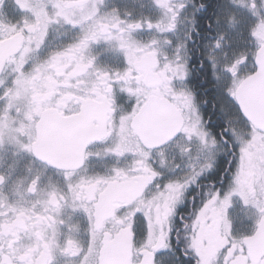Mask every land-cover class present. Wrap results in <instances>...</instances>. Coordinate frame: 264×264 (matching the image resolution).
I'll return each mask as SVG.
<instances>
[{"label":"snow or ice","instance_id":"6c2138e0","mask_svg":"<svg viewBox=\"0 0 264 264\" xmlns=\"http://www.w3.org/2000/svg\"><path fill=\"white\" fill-rule=\"evenodd\" d=\"M0 264H264V0H0Z\"/></svg>","mask_w":264,"mask_h":264}]
</instances>
